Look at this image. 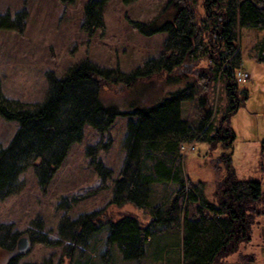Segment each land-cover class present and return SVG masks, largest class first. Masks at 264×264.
Returning a JSON list of instances; mask_svg holds the SVG:
<instances>
[{
    "label": "trees",
    "instance_id": "trees-1",
    "mask_svg": "<svg viewBox=\"0 0 264 264\" xmlns=\"http://www.w3.org/2000/svg\"><path fill=\"white\" fill-rule=\"evenodd\" d=\"M122 1L130 5L138 0ZM261 1L203 0L205 14L199 18L198 0H169L165 10L151 22L133 23L145 36L164 33L167 39L163 53L132 74L100 69L88 60L72 67L63 78L50 73L51 91L45 102L33 109L4 98L0 91V117L19 123L12 141L0 149V201L22 190L20 176L30 166L35 167L40 188L46 189L71 146L83 140L86 126L99 133L110 129L122 114L101 103L103 82L123 81L132 86L141 79L164 75L167 84L176 89L155 104L141 106L128 114L136 120L129 123L126 159L112 188L111 205L120 208L132 205L146 211L150 220L145 223L136 215L125 214L110 221L106 256L117 246L124 261L143 259L146 244L156 231L171 225L174 228L178 223L176 214L181 202L185 201L195 205V211L184 217L180 230L174 229L183 231L184 264H264L259 263L255 255L239 252L242 245L252 243L256 229L264 240V142L260 181L240 179L230 165L231 152L222 153L220 161L227 163L228 172L217 180L216 202L205 194V182L186 177L181 158V147L197 142L206 143L208 153L219 147L233 149L236 134L231 119L249 94L236 82V74L242 66L238 29L264 30ZM107 2L92 0L87 3L82 24L84 32L93 35L105 29ZM24 15V12L18 13L15 23H11L8 16H0V29L21 30ZM204 61L210 66L198 65ZM190 63L198 66L194 73H179ZM218 83L225 88L228 107L218 124H214L211 91ZM196 100L202 113L194 126L182 117V112L185 103ZM93 164L104 183L112 180L111 169L100 161H93ZM159 185L177 188L171 203H154V187ZM99 221L97 214L84 215L69 227H61L60 233L74 242H86L100 231ZM75 226L88 229L73 231ZM19 236L14 233L0 238V248L11 254L16 250ZM4 240L7 243L3 244ZM235 255H239V260L228 262ZM18 258L16 254L10 264H17Z\"/></svg>",
    "mask_w": 264,
    "mask_h": 264
},
{
    "label": "rangeland",
    "instance_id": "rangeland-1",
    "mask_svg": "<svg viewBox=\"0 0 264 264\" xmlns=\"http://www.w3.org/2000/svg\"><path fill=\"white\" fill-rule=\"evenodd\" d=\"M89 1L92 0L72 3L67 0H0V16L10 17L11 23H15L18 13L25 14L21 30L0 29V91L4 98L33 109L44 103L51 91L50 73L63 78L72 67L88 60L100 69L119 70L129 75L163 53L167 35L145 36L133 23L151 22L165 10L169 0H138L130 5L122 0H108L104 9L105 29L93 35L82 28ZM196 12L199 18L204 16L203 0H198ZM238 38L241 70L249 75V80L241 86L249 94L231 119L236 134L233 149L219 147L208 153L209 147L204 142L181 147L186 177L205 182V194L213 202L218 199L217 180L228 172L227 163L220 161L223 152H231L230 165L240 179L260 181L263 177L259 166L264 142V30L239 27ZM198 65L210 66L205 61ZM196 68L198 66L190 63L179 73L190 75ZM175 89L176 86L167 84L164 75L141 79L132 86L123 81L102 83L101 103L122 114L110 129L99 133L86 126L83 140L71 146L46 189L40 188L35 167L30 166L20 176L22 190L0 201V238L19 233L20 240L27 236L30 241L28 249L17 253V264H104L110 221L125 214L136 215L145 223L150 220L146 211L132 205L122 208L111 205L113 181L126 159L129 123L136 120L128 114L141 106L155 104ZM198 106L197 100L183 105L182 117L194 126L202 113ZM211 106L212 121L218 124L228 107L222 83L215 84L211 91ZM18 129V122L0 117V149L9 145ZM93 161H100L111 169L112 180L104 183ZM176 189L173 185L155 186L154 203H171ZM194 211L195 205L182 201L174 229L180 230L184 217ZM91 214L99 215L100 231L90 240L74 242L71 237L61 235V227H69L71 222ZM79 228L84 232L88 229L75 226L73 231ZM254 232L256 239L242 245L239 252L255 255L260 263L264 261V240L259 229ZM9 254L0 248V264H10ZM119 256L113 247L109 257L116 260ZM238 260L239 255H235L228 262Z\"/></svg>",
    "mask_w": 264,
    "mask_h": 264
},
{
    "label": "crops",
    "instance_id": "crops-1",
    "mask_svg": "<svg viewBox=\"0 0 264 264\" xmlns=\"http://www.w3.org/2000/svg\"><path fill=\"white\" fill-rule=\"evenodd\" d=\"M256 237L257 234L254 232L253 240ZM115 248L118 249L117 246ZM183 255V231L176 233L171 225L167 229L156 231L155 236L146 244L145 255L140 261H124L120 254L116 260H113L109 255L106 256L104 264L109 262L114 264H184Z\"/></svg>",
    "mask_w": 264,
    "mask_h": 264
},
{
    "label": "built area",
    "instance_id": "built-area-1",
    "mask_svg": "<svg viewBox=\"0 0 264 264\" xmlns=\"http://www.w3.org/2000/svg\"><path fill=\"white\" fill-rule=\"evenodd\" d=\"M240 1H244V0H240ZM252 2H255V0H250ZM261 8L264 9V0L261 1L260 5H259ZM249 80V75L245 72H243L242 70H239L236 74V82L238 84H244L246 83L247 81ZM186 147V146H185ZM184 147V148H185Z\"/></svg>",
    "mask_w": 264,
    "mask_h": 264
},
{
    "label": "water",
    "instance_id": "water-1",
    "mask_svg": "<svg viewBox=\"0 0 264 264\" xmlns=\"http://www.w3.org/2000/svg\"><path fill=\"white\" fill-rule=\"evenodd\" d=\"M28 238V237H27ZM25 239V238H24ZM24 239H21L18 244H19V252L25 251L26 249L29 248L30 246V241L27 239H25L26 241H24Z\"/></svg>",
    "mask_w": 264,
    "mask_h": 264
},
{
    "label": "flooded vegetation",
    "instance_id": "flooded-vegetation-1",
    "mask_svg": "<svg viewBox=\"0 0 264 264\" xmlns=\"http://www.w3.org/2000/svg\"><path fill=\"white\" fill-rule=\"evenodd\" d=\"M24 238H25L26 240L28 239L27 236H24L23 239H24ZM25 239H24V241H26ZM28 240H29V239H28ZM18 252H19V244H17V246H16V250L13 251L11 254L8 255V259L13 258Z\"/></svg>",
    "mask_w": 264,
    "mask_h": 264
}]
</instances>
